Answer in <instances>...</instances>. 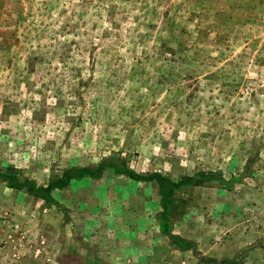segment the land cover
<instances>
[{
    "label": "rangeland",
    "instance_id": "obj_1",
    "mask_svg": "<svg viewBox=\"0 0 264 264\" xmlns=\"http://www.w3.org/2000/svg\"><path fill=\"white\" fill-rule=\"evenodd\" d=\"M115 153L142 173L239 178L180 203L189 249L163 232L151 249L155 182L107 171L103 206L65 214L0 179V264L207 259L236 235L264 264V0H0V165L46 183ZM85 220L108 226L91 239Z\"/></svg>",
    "mask_w": 264,
    "mask_h": 264
},
{
    "label": "trees",
    "instance_id": "obj_2",
    "mask_svg": "<svg viewBox=\"0 0 264 264\" xmlns=\"http://www.w3.org/2000/svg\"><path fill=\"white\" fill-rule=\"evenodd\" d=\"M107 171H112L116 175H124L136 181L156 183L161 204V210L157 216L161 223V230L169 235L174 243H178L181 249L191 248L192 241L172 232V219L178 214L180 203L187 201L186 198L191 189L213 181L231 188L239 178L237 175L226 178L222 171H198L193 175L178 177L160 171L142 173L132 168L121 153H115L104 158L98 164L75 165L64 168L59 172H53L46 183H38L36 179L14 165H0V179L6 183L7 187L25 191L34 198L43 200L46 207H56L64 210L67 214V207L55 198L53 190L68 187L73 180L103 178ZM204 261L213 264H245L236 257L220 260L208 257Z\"/></svg>",
    "mask_w": 264,
    "mask_h": 264
},
{
    "label": "crops",
    "instance_id": "obj_3",
    "mask_svg": "<svg viewBox=\"0 0 264 264\" xmlns=\"http://www.w3.org/2000/svg\"><path fill=\"white\" fill-rule=\"evenodd\" d=\"M107 173V172H106ZM106 177V174L104 175ZM103 177V178H104ZM103 178L100 179H91V178H83L81 180H73L71 184L68 187L65 188H56L53 190V195L55 198L61 202L65 207H67L68 211L72 213L73 209H78V205H82L84 209H91V210H98L103 206L100 202H96L98 199V196L102 191L107 192L110 190L109 185L106 183L105 185L95 187L94 183L96 180H103ZM129 178V177H128ZM131 179V178H130ZM132 181H136L131 179ZM138 182V181H136ZM107 185V186H106ZM84 187V189H82ZM108 187V189L106 188ZM111 187V185H110ZM112 187H114L112 185ZM158 192V191H157ZM83 193L85 196H83ZM93 195V196H91ZM159 195V193H158ZM97 196V197H96ZM33 197V196H32ZM34 198V197H33ZM93 199V200H92ZM41 200V199H38ZM43 201V200H42ZM89 207V208H88ZM82 208V209H83ZM91 216H100L101 213L99 212H91ZM77 222V221H75ZM152 222V229L154 231V236L151 238L153 241V245L151 246V249H154L156 247V241L157 239H161V223L159 218L154 214L153 218L150 220ZM157 224V226H156ZM81 227L88 226L89 229L92 227V230L89 233V236L92 235V232L95 231V229H98V227L102 229H106L108 225L103 224L99 221H93V220H85L83 223L79 224ZM124 226V227H123ZM139 227V225H138ZM124 232V233H129L131 235V241L133 242L134 240L137 241L135 235L137 231V227L134 225H122L121 227L118 228V231ZM104 234V233H103ZM241 234V233H240ZM121 236V234H119ZM97 236H91V239H96ZM100 239H102L100 237ZM105 241L110 240L113 242L119 241L117 236L109 239L105 237ZM250 242L248 240H244V238H240L239 235H236V237L230 238L225 242V245L223 247V251H220L219 253H203V257L209 256L211 258H234L238 256L241 261H243L245 264H250L249 257L251 256H257L258 253H250V252H243L245 248L248 246ZM130 249V248H129ZM151 253V252H150ZM173 257L179 256V257H186V260L181 259L180 261L174 259L173 262H168L165 264H213L209 262H205L204 258L203 259H198L197 257L191 255L190 253H172Z\"/></svg>",
    "mask_w": 264,
    "mask_h": 264
},
{
    "label": "water",
    "instance_id": "obj_4",
    "mask_svg": "<svg viewBox=\"0 0 264 264\" xmlns=\"http://www.w3.org/2000/svg\"><path fill=\"white\" fill-rule=\"evenodd\" d=\"M193 248H195V245L193 246ZM196 254H198V253H196ZM203 259V258H202Z\"/></svg>",
    "mask_w": 264,
    "mask_h": 264
}]
</instances>
